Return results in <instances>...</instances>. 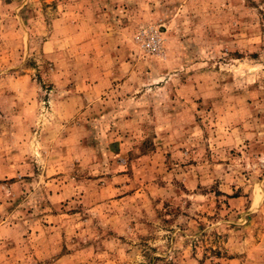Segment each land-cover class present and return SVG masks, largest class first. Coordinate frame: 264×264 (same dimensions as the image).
<instances>
[{
	"label": "rangeland",
	"instance_id": "obj_1",
	"mask_svg": "<svg viewBox=\"0 0 264 264\" xmlns=\"http://www.w3.org/2000/svg\"><path fill=\"white\" fill-rule=\"evenodd\" d=\"M29 4L37 51L0 56V264H264V0ZM80 8L93 38L50 57Z\"/></svg>",
	"mask_w": 264,
	"mask_h": 264
},
{
	"label": "crops",
	"instance_id": "obj_2",
	"mask_svg": "<svg viewBox=\"0 0 264 264\" xmlns=\"http://www.w3.org/2000/svg\"><path fill=\"white\" fill-rule=\"evenodd\" d=\"M44 1L48 3L51 2V0ZM35 4L39 6L41 3L38 2ZM31 7L32 4H29V0H0V56H5V54L10 52L15 53L16 55L20 52L25 55V51H37L38 45L36 42L40 39L39 33L34 32V29L28 27L24 28L21 23L22 20L24 21V15H22V13L25 8L32 10L31 12L27 11L26 13L27 15L30 13L32 19L36 18L38 19V22L42 20L41 16L35 17L36 12ZM63 10L62 12H57L56 16L52 18V22L49 24V28L45 32L47 36L46 38H41L42 40L39 45V48L46 52L50 57H59L61 55L66 58L71 55V47H62L61 43L64 41H74L75 38L82 41V38H85L88 33H90L88 37L93 38V35H91L93 29L89 30V27H91L92 22L94 24L93 19L95 18H93L89 12H85L82 8L77 12L68 11V9L63 12ZM45 24L48 23L46 22ZM12 25L14 26V29L11 28ZM73 26L75 28L72 29ZM12 31L16 33L14 40L12 39V36L9 37ZM3 70L4 69H1L0 71ZM24 81H26L27 86L33 85L31 78L28 82L27 80ZM26 102L27 100H25L24 106L23 104H20V106L26 108V105H28ZM81 102H83L81 95H77L76 93H72L70 98L64 100V103L76 105H80ZM15 105H18V103ZM16 113L15 117H17V119H28L24 111H16Z\"/></svg>",
	"mask_w": 264,
	"mask_h": 264
},
{
	"label": "built area",
	"instance_id": "obj_3",
	"mask_svg": "<svg viewBox=\"0 0 264 264\" xmlns=\"http://www.w3.org/2000/svg\"><path fill=\"white\" fill-rule=\"evenodd\" d=\"M148 45L152 47L153 49H157L159 47V40L154 37L152 41L148 42Z\"/></svg>",
	"mask_w": 264,
	"mask_h": 264
}]
</instances>
